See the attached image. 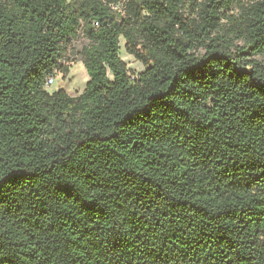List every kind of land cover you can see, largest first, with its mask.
I'll list each match as a JSON object with an SVG mask.
<instances>
[{
  "label": "trees",
  "instance_id": "1",
  "mask_svg": "<svg viewBox=\"0 0 264 264\" xmlns=\"http://www.w3.org/2000/svg\"><path fill=\"white\" fill-rule=\"evenodd\" d=\"M185 7L0 0V264H264V0Z\"/></svg>",
  "mask_w": 264,
  "mask_h": 264
},
{
  "label": "rangeland",
  "instance_id": "2",
  "mask_svg": "<svg viewBox=\"0 0 264 264\" xmlns=\"http://www.w3.org/2000/svg\"><path fill=\"white\" fill-rule=\"evenodd\" d=\"M189 3L190 0H186V7L184 10L189 9ZM88 43V39L82 32H79L78 36L71 41L63 57V61L70 62V71L66 75L61 73L57 74L55 83L47 86V90L50 93H54L61 89H64L71 96H79L83 93L90 77L83 62L80 60L79 52L83 47L88 45ZM120 45V56L130 69V76L132 79H137L139 74L144 72L147 67L141 61L137 60L134 55L127 52L126 40L124 38H121ZM257 59L264 63V56H258ZM110 77H113L112 74H110Z\"/></svg>",
  "mask_w": 264,
  "mask_h": 264
},
{
  "label": "built area",
  "instance_id": "3",
  "mask_svg": "<svg viewBox=\"0 0 264 264\" xmlns=\"http://www.w3.org/2000/svg\"><path fill=\"white\" fill-rule=\"evenodd\" d=\"M111 7L114 9V10H118L119 12H121L122 14L125 13V11L123 10V7H122V3H111ZM60 73L59 71H56L54 73V75L52 76H49L47 78V86L49 85H52L55 83L56 81V77H57V74Z\"/></svg>",
  "mask_w": 264,
  "mask_h": 264
}]
</instances>
